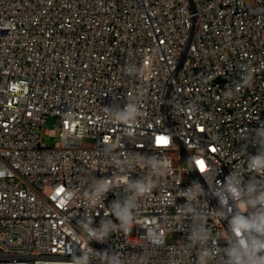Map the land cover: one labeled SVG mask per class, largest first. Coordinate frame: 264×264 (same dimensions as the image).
I'll return each mask as SVG.
<instances>
[{
  "label": "built area",
  "instance_id": "built-area-1",
  "mask_svg": "<svg viewBox=\"0 0 264 264\" xmlns=\"http://www.w3.org/2000/svg\"><path fill=\"white\" fill-rule=\"evenodd\" d=\"M240 66L253 80L236 91ZM129 97L141 115L113 121L105 107L123 108ZM50 119L53 147L41 140ZM262 122L264 0H0V264H69L81 251L91 264H102L95 251L132 264H194L191 221L176 210L186 203L180 190L201 184L198 207L226 246L227 220L216 214L208 185L216 170L217 183L236 166L247 171L258 149H245L246 133ZM107 145L133 165L131 180L149 174L142 155L169 160L171 171L139 198L129 232L89 241L84 215L97 228L114 200L131 195ZM92 177L115 186L96 208L84 195ZM154 226L160 245L146 238ZM172 233L180 238L169 241Z\"/></svg>",
  "mask_w": 264,
  "mask_h": 264
},
{
  "label": "clouds",
  "instance_id": "clouds-1",
  "mask_svg": "<svg viewBox=\"0 0 264 264\" xmlns=\"http://www.w3.org/2000/svg\"><path fill=\"white\" fill-rule=\"evenodd\" d=\"M240 67L243 75L236 86V91L251 86L253 80V71H250L247 66ZM135 71V66L129 65L128 72L134 75ZM232 94V86H229L225 90V95L231 96ZM105 110L115 122H135L141 115L134 97H129L123 108L113 104L111 107H105ZM83 133L84 129H81V135ZM245 142V149L249 143L258 149L256 155L246 160L247 171H242L241 166H236L223 182L217 183L216 170L215 175L212 176L211 185H208L210 194L218 200L219 207L215 209L216 214L227 220L229 235L223 240L226 246L221 247L219 243L221 240L214 238L209 231L207 227L209 213L198 207L199 198L206 196L201 184L193 182L186 190H180L183 194L180 197L185 198L186 203L178 206L176 210L181 217L191 221L186 230L188 247L196 250L194 264H264V122L258 128L248 130ZM104 152L110 158L111 164L118 170L117 174L122 176L125 193H131V195H123L122 199L114 200L105 219L101 220L97 228L92 227V215H84L79 223L89 241L105 242L117 229L129 232L136 217L135 210L138 208L139 198L150 193L158 184L159 178L171 171L169 160L155 155H142L139 156V160L150 170L149 174L146 178L131 180L128 168L133 165L129 164L126 159L118 158L113 153L112 145H107ZM240 153L243 155L244 150ZM134 161L135 157H133V163ZM198 170L201 171L200 167ZM246 173L251 174L247 180H245ZM153 176L156 180H153ZM205 179L207 181L208 177L205 176ZM114 187L106 178L92 177L84 192L87 207L96 208L108 192L114 191ZM110 215L114 216L118 223L108 219ZM146 230V238L153 245L163 243V236L158 226ZM95 252L102 264H132V261L126 262L122 256L113 251ZM71 255L72 260L69 264H91L88 252L81 251L80 255L73 252ZM135 264H143V260H137Z\"/></svg>",
  "mask_w": 264,
  "mask_h": 264
},
{
  "label": "rangeland",
  "instance_id": "rangeland-1",
  "mask_svg": "<svg viewBox=\"0 0 264 264\" xmlns=\"http://www.w3.org/2000/svg\"><path fill=\"white\" fill-rule=\"evenodd\" d=\"M54 129H55V119H50L46 124V129L42 130V133H41L42 143H44L47 146H51V147L56 145V143L58 142V138L57 137H49L48 135H46V131H53ZM84 145L91 146V145H93V141L90 139H86L84 141ZM179 238H180L179 233H172V234H169V236H168L169 241H176Z\"/></svg>",
  "mask_w": 264,
  "mask_h": 264
},
{
  "label": "snow or ice",
  "instance_id": "snow-or-ice-1",
  "mask_svg": "<svg viewBox=\"0 0 264 264\" xmlns=\"http://www.w3.org/2000/svg\"><path fill=\"white\" fill-rule=\"evenodd\" d=\"M157 143H158V144H160V143L167 144L168 141H167V139L164 138V137H158V138H157ZM197 165H198V167H200L201 171H204V169H205L204 161H202V160H198V161H197Z\"/></svg>",
  "mask_w": 264,
  "mask_h": 264
}]
</instances>
